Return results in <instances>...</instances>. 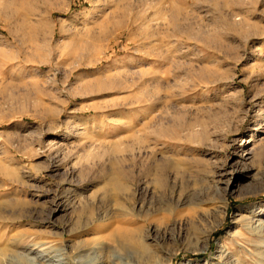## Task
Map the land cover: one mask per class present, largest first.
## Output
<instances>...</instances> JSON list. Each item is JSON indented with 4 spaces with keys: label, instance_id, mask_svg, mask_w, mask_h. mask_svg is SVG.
Returning a JSON list of instances; mask_svg holds the SVG:
<instances>
[{
    "label": "rangeland",
    "instance_id": "1",
    "mask_svg": "<svg viewBox=\"0 0 264 264\" xmlns=\"http://www.w3.org/2000/svg\"><path fill=\"white\" fill-rule=\"evenodd\" d=\"M247 207L264 225V0H0L2 259L254 264Z\"/></svg>",
    "mask_w": 264,
    "mask_h": 264
},
{
    "label": "bare ground",
    "instance_id": "2",
    "mask_svg": "<svg viewBox=\"0 0 264 264\" xmlns=\"http://www.w3.org/2000/svg\"><path fill=\"white\" fill-rule=\"evenodd\" d=\"M115 186L117 188H121L120 184H118L117 179L115 180ZM256 210V208L254 209L251 207L243 208L240 209L239 215H244L242 216V220L243 222H247L246 229L250 230L251 232L258 233V241H256L257 243L255 242L256 244H254V252H250V256H252L251 261L254 262V264H261L264 263V225L262 221H259L257 219L263 211L257 213ZM125 232L126 233H113V235L111 236V240L117 242L118 246L122 247L127 253L133 252L134 254H139L141 253V251H143V253L150 252L149 248L151 245L149 246V243H147L146 241L139 242L135 246L130 243V240L135 234L133 230L127 229ZM72 233H74V231ZM14 248L15 247L13 245L7 246L5 249L10 251L11 253H14V256L12 258L2 259L3 253L0 252V264H103L100 254L103 247L88 249L89 246H83L70 250L69 247H45L41 244L39 245L35 243L27 250L26 254L23 255H20ZM249 251L244 250L239 252L236 264H240V262L243 261L242 257L245 256ZM220 255L221 259L229 257V253H227V251L223 247L220 250ZM117 259L125 260V262H122L121 264H132L129 258H123L117 255ZM205 264L209 263L206 262ZM217 264H221V262Z\"/></svg>",
    "mask_w": 264,
    "mask_h": 264
}]
</instances>
